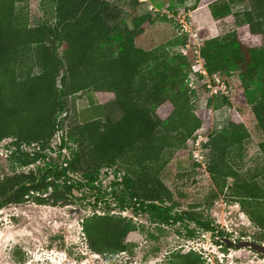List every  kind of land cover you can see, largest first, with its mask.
<instances>
[{"label": "trees", "instance_id": "obj_1", "mask_svg": "<svg viewBox=\"0 0 264 264\" xmlns=\"http://www.w3.org/2000/svg\"><path fill=\"white\" fill-rule=\"evenodd\" d=\"M195 1L210 5L215 17L234 23L225 33L205 39L201 56L211 76L238 71L244 101L264 135V0ZM238 1L252 6L234 12ZM53 2L52 18L32 25L31 13L39 0H0V145L10 139V160L23 168L45 162L38 173L0 176V197L20 184L34 183L24 185L0 208L33 194L41 204L57 205L69 193L78 196L75 186L85 187L96 205L115 203L124 209L130 203L135 212L149 215L159 225L183 223L188 228L194 222L228 248L219 239L228 234L198 210L199 204L174 211L179 206L175 192L161 175L167 149L182 151L205 134L208 140L202 146L209 151L207 171L212 180L209 203L220 197L235 201L264 230V167L243 173L242 153L250 132L230 98L212 95L199 109L194 101L197 90L190 85L188 55L171 50L175 42L149 50L136 44L137 36L151 26L144 17H134L131 26L127 18L119 19L109 0ZM186 42L182 37L179 45ZM81 94L91 100L89 115L68 124L70 97ZM93 94L101 104H95ZM110 99L122 111L119 120L105 112L103 104ZM226 105L231 106L230 121L209 132L214 110ZM65 128L57 147L60 153L71 149V156L60 163L49 160L47 150L54 149L53 138ZM259 149L264 156V140ZM111 169L115 176L109 191L103 188L101 175ZM71 173L80 174V179ZM82 228L89 247L107 255L129 250L127 236L140 225L122 213L95 212L83 219ZM188 229L193 236L195 229ZM166 264L207 260L195 249L179 250Z\"/></svg>", "mask_w": 264, "mask_h": 264}, {"label": "rangeland", "instance_id": "obj_2", "mask_svg": "<svg viewBox=\"0 0 264 264\" xmlns=\"http://www.w3.org/2000/svg\"><path fill=\"white\" fill-rule=\"evenodd\" d=\"M109 1L117 7L119 19L127 18L131 26L134 17H144L150 21L151 26L136 38V44L147 50L175 42V47L171 50L180 51L182 44L179 45V40L182 37L177 35L176 16L179 17L177 12L180 11L182 18L185 16L192 19L194 32L190 41L188 40L190 46L185 48L192 66L191 70L197 72L193 83L197 90L194 101L199 109H204L212 96L207 88V82H212L214 86L217 82L211 81L214 80L213 76L201 72L206 69L203 59L200 60L195 50H200L205 39L221 35L233 28L234 23L215 17L210 5L197 4L195 0H188L184 4L178 0ZM251 6L249 2L238 1L234 3L233 11L243 12ZM188 13L192 16L189 17ZM53 14V0H39L37 9L32 10L31 24L38 25L45 19L50 20ZM164 14H167V17ZM216 75L223 81L220 89L225 90L224 94L237 108L250 132L242 153L243 173L264 167V156L259 149L264 135L258 128L251 107L244 101L238 71ZM93 99L95 104H101L96 95ZM69 101L68 124L88 117L87 109L92 105L88 95L81 94L75 99L70 97ZM103 106L113 120L121 118L122 111L115 99H110ZM230 119V105L214 110L213 125L209 132L222 129ZM65 132L66 128L53 138L51 143L55 147L47 150L49 160L54 159L60 163L64 158L71 156V149L66 148L60 153L57 147L59 136ZM207 140L203 134L195 145H189L182 151L167 149L164 152L166 165L161 175L166 185L175 192L179 206L174 211L199 204L198 210L202 211L205 217H211L217 229L228 234L226 236L234 240L249 238L264 242V230L249 219L238 203L223 197L212 204L209 203L212 189V180L207 171L209 151L202 146ZM0 153L1 177L15 172L28 173L32 170L38 173L39 168L45 163L44 160H40L26 168L14 164L10 160L12 153L10 139L2 142ZM197 160L201 162L199 166L195 164ZM114 176V169L108 174L101 175L103 188L111 190L110 184ZM63 180L58 181L61 184L59 191L63 190ZM75 188L78 191L77 197L69 193L67 199L57 205L41 204L35 200L36 195L32 193L33 197H29V200L12 199L0 208V264H166L173 251L188 252L191 249L203 254L207 264H264V256L261 254L250 248H226L219 245L212 231H206L194 222H189L188 228L195 229L194 235L190 236L189 229L183 223L159 225L152 222L149 215L135 212L130 203L124 209L115 203L110 207L105 202L96 205L90 190L85 187ZM51 192L52 190L45 192V195L48 196ZM95 212L122 213L135 219L140 228L127 236L129 250L101 255L89 247L82 221Z\"/></svg>", "mask_w": 264, "mask_h": 264}, {"label": "built area", "instance_id": "obj_3", "mask_svg": "<svg viewBox=\"0 0 264 264\" xmlns=\"http://www.w3.org/2000/svg\"><path fill=\"white\" fill-rule=\"evenodd\" d=\"M180 12V11H179ZM179 12H177V15L179 14V17L177 18V16H176V24H177V35H179V36H181V37H186L187 38V42H186V44H185V46L184 47H182L181 48V51L184 53V54H186V55H188V52L186 51L187 49V46H190V39H191V36H193V28H192V26H193V23L194 22H192V19L190 18H186L185 16H184V18H182V16H181V14L179 13ZM189 17H191L192 15L190 14V13H188L187 14ZM189 40V41H188ZM189 42V43H188ZM186 47V48H185ZM196 51V53H197V56H199V58H200V60H202L203 58H202V56H201V51L200 50H198V49H196L195 50ZM206 69V68H205ZM203 74H205V75H208V72H207V70L205 71V70H202L201 71ZM197 74V72H193L191 75H190V79H191V81H190V85L193 87V88H195V85L193 84L194 83V80H195V76H197L196 75ZM213 76V78H214V80H211V81H215V82H217L216 83V85L214 86L213 85V83L212 82H207V88H209V91H210V93L212 94V95H217V94H219V93H224L225 92V90H221L220 89V86L221 85H223V81L221 80V78H219L216 74H214V75H212ZM199 137H202V134L201 135H199ZM198 137V138H199ZM198 140V139H197ZM197 143H198V141H197Z\"/></svg>", "mask_w": 264, "mask_h": 264}, {"label": "water", "instance_id": "obj_4", "mask_svg": "<svg viewBox=\"0 0 264 264\" xmlns=\"http://www.w3.org/2000/svg\"><path fill=\"white\" fill-rule=\"evenodd\" d=\"M71 176L77 179L80 177L74 173H71ZM34 183H23L16 186L14 189L7 192L5 195L0 197V205L3 204L8 198H10L13 194H15L20 188L24 185H33ZM75 194H78V191L74 189ZM219 239L224 242L228 247H234L238 249L242 248H250L251 250L257 252L258 254L264 255V242H260L257 240L249 239V238H242L239 240H234L229 236H220Z\"/></svg>", "mask_w": 264, "mask_h": 264}]
</instances>
